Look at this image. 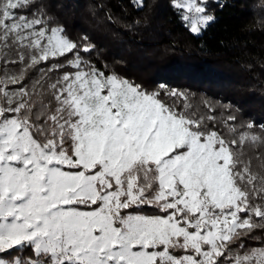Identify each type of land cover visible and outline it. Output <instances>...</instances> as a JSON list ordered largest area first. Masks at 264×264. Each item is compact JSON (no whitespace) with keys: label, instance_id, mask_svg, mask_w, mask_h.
<instances>
[{"label":"snow or ice","instance_id":"snow-or-ice-1","mask_svg":"<svg viewBox=\"0 0 264 264\" xmlns=\"http://www.w3.org/2000/svg\"><path fill=\"white\" fill-rule=\"evenodd\" d=\"M95 51L44 0H0V264H264V124Z\"/></svg>","mask_w":264,"mask_h":264},{"label":"trees","instance_id":"trees-1","mask_svg":"<svg viewBox=\"0 0 264 264\" xmlns=\"http://www.w3.org/2000/svg\"><path fill=\"white\" fill-rule=\"evenodd\" d=\"M171 2L145 0L141 9L133 0H44L73 39L95 44L98 67L149 88L189 91L218 113L264 124V0H208L215 21L200 35Z\"/></svg>","mask_w":264,"mask_h":264}]
</instances>
